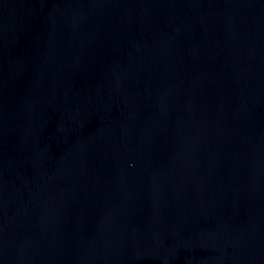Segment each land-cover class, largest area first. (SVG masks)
<instances>
[{
    "label": "water",
    "instance_id": "95a60500",
    "mask_svg": "<svg viewBox=\"0 0 264 264\" xmlns=\"http://www.w3.org/2000/svg\"><path fill=\"white\" fill-rule=\"evenodd\" d=\"M0 264H264V0H0Z\"/></svg>",
    "mask_w": 264,
    "mask_h": 264
}]
</instances>
